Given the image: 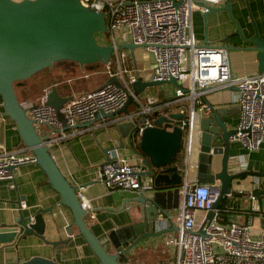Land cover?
Listing matches in <instances>:
<instances>
[{
    "label": "built area",
    "instance_id": "2783aa9c",
    "mask_svg": "<svg viewBox=\"0 0 264 264\" xmlns=\"http://www.w3.org/2000/svg\"><path fill=\"white\" fill-rule=\"evenodd\" d=\"M79 1L85 7L106 14L108 39L115 47L118 45L115 36L119 29L125 30L128 42L144 45L153 60V70L147 80L173 77L177 85L169 97L147 95L141 98L139 94L134 95L132 84L138 78L146 80L141 77L144 71L134 72L133 67L125 65L122 51L115 50L116 71L110 72L109 77H117L120 85L105 82L93 90L73 95L59 108L62 120L57 109L46 104L50 88H46L35 101L21 102L45 145L51 149L71 138L92 132L94 128L117 127L119 121L127 119L133 122L129 136L135 131L139 140L143 129L154 125L153 112L164 116L182 113L183 118L171 119L170 122L178 125L184 138H187L196 108L200 112H210L203 100L205 94L236 87L238 121L229 141L240 143L247 152L260 147L264 140V72L232 76L227 49L218 44L199 45L192 32L191 14L194 8L207 11L196 2L218 0H175L177 5L173 0ZM129 97L134 108L117 113ZM96 113L114 115L100 116L89 126H78L93 120ZM233 162V173L246 170L245 157L234 158ZM29 163L35 164V157L27 149L0 150V181H7L12 186L13 168ZM146 169L143 159L131 161L119 146H115L106 152V159L98 171V180L106 189L139 192L152 186V177L141 175ZM261 183L259 176H253L248 192L252 211L262 220L261 230L254 234L252 215L244 222L236 219L225 222L219 207L212 208L218 195L213 187L219 185L218 181L199 184L186 178L181 210L173 219L178 229L164 237V243L174 249L171 257L141 264H264V203L259 204L254 195ZM76 196L88 224L95 219L91 200L84 195L82 186L77 187ZM225 196L232 195L227 193ZM210 210L214 213L209 221L206 214ZM197 211L203 212L200 221L197 220ZM200 227L206 236L196 233Z\"/></svg>",
    "mask_w": 264,
    "mask_h": 264
},
{
    "label": "water",
    "instance_id": "95a60500",
    "mask_svg": "<svg viewBox=\"0 0 264 264\" xmlns=\"http://www.w3.org/2000/svg\"><path fill=\"white\" fill-rule=\"evenodd\" d=\"M174 4L177 5L175 0ZM248 11L253 34L246 37L240 24L232 16L231 2L225 0L224 4L214 7L203 2H196L202 8L204 17L212 12L226 11L230 20L235 24V35L240 36L250 45L229 46L228 49H241L256 51L257 70L264 72V37H261L258 27L252 18L248 0H244ZM264 7V0H262ZM106 14L83 6L79 0H0V98L3 115L14 121L22 145L35 157V164L43 170L50 187L58 194L59 204L67 207L73 216V224L77 234L82 237L100 264H129L121 262V257L137 245L160 237L178 229L173 212L180 209V200L183 203V185L187 178L192 157V127L187 133V145L184 149V134L182 129L170 122L184 117L182 113H170L168 116L153 112L155 117L153 126L143 129L139 138V149L144 155L143 163L146 170L141 174L152 177V186L138 192V196L130 199L131 209L139 214L137 222L123 228L113 230L108 234L111 250H108L95 236L84 219L85 211L81 208L76 196L77 186L71 184L56 164L50 148L44 144L35 129L25 108L19 102L14 82L30 78L44 68H52L54 63L70 61L78 64L80 68L93 63H102L109 68L111 56L115 50L134 48L144 45L125 42L116 47L110 43H99L96 33H107ZM207 44V43H205ZM113 77L106 83L112 82ZM161 84L177 85L175 78L168 80H143L138 78L133 84V93L138 95L145 87ZM237 90L236 87H230ZM71 96L59 95L55 85L50 87L46 104L59 109ZM129 97L117 113L126 112L127 105L132 102ZM208 105V104H207ZM210 108L201 119L198 127V146L196 153V178L199 184L219 185L213 187L218 195L212 208H218L221 200L227 193L239 195L240 192L232 190L231 182L239 177L241 172H230V145L229 137L235 133L234 128H228L222 116L226 109ZM114 113H96L95 118L78 126H89L100 116L112 117ZM130 123L118 126V130L130 128ZM121 148V147H120ZM107 152V151H106ZM221 155L220 170L211 171L212 158ZM254 195L261 203L264 191H256ZM21 208L19 200L16 201ZM213 210L206 214L211 220ZM39 217L31 220L22 211L12 223L0 224V246L12 243L17 237L26 238L34 235L41 239L44 236L36 230ZM162 219H167L170 227L162 229ZM33 221V222H31ZM35 222V223H34ZM73 230L70 228L69 232ZM197 234L206 236L200 227ZM67 242H52L63 244ZM143 242V243H141ZM17 264H63L52 258L32 256L27 260L19 259Z\"/></svg>",
    "mask_w": 264,
    "mask_h": 264
},
{
    "label": "crops",
    "instance_id": "0c3cea01",
    "mask_svg": "<svg viewBox=\"0 0 264 264\" xmlns=\"http://www.w3.org/2000/svg\"><path fill=\"white\" fill-rule=\"evenodd\" d=\"M224 1H206L205 3L218 7L223 5ZM230 2L232 16L240 24L244 35L246 37L251 36L253 28L244 0H230ZM248 2L252 6L259 34L264 37L262 0H248ZM191 24L192 32L199 45H205V43L229 46L250 45L240 36L235 35V24L230 20L226 11L212 12L204 17V13L200 8H194L191 14ZM228 59L231 74L234 77L258 72L256 51L228 49ZM148 78L149 76L144 77L146 80ZM28 79L15 90L19 102L35 101L46 88L50 87L48 84L47 87L43 88L41 86L38 88V81L31 82ZM173 89L174 85L165 84L161 87V93L155 97H169L173 94ZM57 91L62 97L75 95L58 87ZM237 93V90L229 88L219 89L208 92L203 98L205 103L212 108L227 110L222 118L227 123L228 128H234L238 121V106L235 103ZM205 114L206 112H200L196 108L192 116V157L187 175L189 181H194L196 178L195 162L198 146V127L200 119ZM129 135L123 136L118 127H97L92 132L71 138L50 149L56 164L68 181L77 187L82 186L84 195L91 200L95 219L89 221L88 225L108 250H111L108 234L113 230L130 225L132 222H137L139 218V214L131 209L132 203L130 202V199L138 196L136 190L106 189L98 180V171L106 159V151L115 146L121 147L122 152L131 161L143 159V155L138 153L132 146ZM187 141V138H184V149ZM17 148L25 149L14 121L3 115L0 98V150ZM229 154L230 172H232L231 168L234 165L233 159L237 157L246 158V170L241 172V174L245 173L244 176L234 178L231 182V186L235 183L233 190L237 192L242 190V192L235 196H224L223 206L230 208L222 214V219L225 222L230 219L244 222L246 217L252 215L254 218L252 231L257 234L261 230L262 220L259 219L257 213L252 211V201L248 196V192L251 189L253 176L260 177L262 183L258 191H264V140L257 150L251 152H247L240 143L231 142ZM221 157V155L213 156L212 172L220 170ZM13 174L12 186L7 181H0V224L12 223L21 210L31 220L34 219V216L39 217L40 221L36 222V230L44 236V239L34 235H28L23 239L20 235L12 243L3 244L0 246V264H17L19 259L27 260L32 256L52 258L63 264H100L85 240L77 234L76 228L72 226L73 216L71 211L59 204L58 194L50 187L43 170L36 164L29 163L14 167ZM17 200L20 201L21 208L17 204ZM261 203H264V195L261 196ZM22 204L25 205L22 207ZM179 206L180 209L172 213L173 219H176L180 213L181 200ZM202 215V211L196 212L198 221H200ZM168 227H170V223L167 219H162L160 228L165 229ZM70 228L73 230L72 232H69ZM166 234L150 239L145 243L141 242L143 244L137 245L136 248L123 255L126 262L129 264L154 263L171 257L174 249L164 243ZM62 240L67 242L52 244V242Z\"/></svg>",
    "mask_w": 264,
    "mask_h": 264
},
{
    "label": "rangeland",
    "instance_id": "374dc122",
    "mask_svg": "<svg viewBox=\"0 0 264 264\" xmlns=\"http://www.w3.org/2000/svg\"><path fill=\"white\" fill-rule=\"evenodd\" d=\"M249 6H250V12L252 14V18L254 19L257 25V21L254 17L251 4ZM97 39L98 40L101 39L99 34H97ZM115 40L117 44H121L129 41L124 29H119L116 32ZM131 52L132 54L127 49L122 50V55L125 60L124 61L125 65L128 67H133L134 72H136V70L137 71L143 70L144 72L141 75L142 78H144L145 76H150L153 70L152 55L143 46L134 48L133 51ZM47 78H49L51 82L55 83L58 88L68 91L70 93H74L76 95L79 93L93 90L101 86L103 83H105L108 77L106 70L102 65H96L93 67L84 66L83 68L80 69L78 65L65 64L64 66V64L62 63L61 64L57 63L54 64V66L49 71H46L45 73H37L36 75L30 77L28 81L31 82L38 81V88H40L41 86H43L44 88L47 87V85L49 84V82L46 80ZM113 78L114 79L111 83L119 86L120 85L119 79L117 77H113ZM164 85L165 84L145 87L139 93V96L141 98H144L147 95L157 96L159 93H161V87ZM166 85L172 86V84H166ZM17 87L18 86L15 87V90ZM57 113L59 118L62 120V115L59 112V109H57ZM125 123H130L132 126L133 122L130 119L122 120L118 122L117 127ZM131 126L126 130L121 129V133L123 134V136H126L127 134L129 135V133L131 132L130 130H132ZM234 184H232V190L233 187H235Z\"/></svg>",
    "mask_w": 264,
    "mask_h": 264
},
{
    "label": "trees",
    "instance_id": "16d2710c",
    "mask_svg": "<svg viewBox=\"0 0 264 264\" xmlns=\"http://www.w3.org/2000/svg\"><path fill=\"white\" fill-rule=\"evenodd\" d=\"M97 34H99V35H101L102 36V38H103V40H102V38L100 39V40H98L97 39ZM100 36V37H101ZM95 37H96V39H97V41L99 42V43H105V42H109V39H108V33H96L95 34ZM119 52L121 51V50H118ZM116 59H115V54L113 53L112 54V56H111V63H110V67L109 68H107V67H105L102 63H93V64H90V65H88V67H93V66H96V65H102L104 68H105V70H106V73H107V77L109 78V73L110 72H112V73H114L115 71H116V61H115ZM57 63H60L61 64V62H57ZM57 63H54V64H57ZM66 63H68V64H72V65H78V64H75V63H73V62H70V61H66ZM54 66V65H53ZM51 68H44L43 70H41V71H39V72H37V73H45L46 71H49ZM37 73H35L34 75H36ZM34 75H32V76H34ZM31 76V77H32ZM107 78V79H108ZM27 80V79H26ZM26 80H23V81H17V82H14V90H15V87L16 86H19V85H22V83L24 82V81H26ZM48 82H49V86L51 87L52 85H54L53 84V82H51L50 81V79L49 78H47L46 79ZM106 82V81H105ZM56 86V85H55ZM49 87V88H50ZM56 88H57V86H56ZM16 93V92H15ZM41 95V94H40ZM17 96V95H16ZM159 98V97H158ZM21 103V102H20ZM134 108V105H133V101L132 102H130L128 105H127V107H126V110L127 111H130V110H132ZM130 140H131V143H132V146L134 147V149L138 152V153H140L141 155H143L142 154V152L140 151V149H139V140H138V137H137V135H136V132L135 131H133V133H132V135H131V137H130ZM143 157H144V155H143ZM245 175V173H242V174H240L239 176H244ZM223 202H224V198L221 200V202H220V204L218 205V207H219V209H220V211H221V213L223 214L225 211V209H226V207H224L223 206ZM254 212V211H253ZM252 212V213H253ZM121 262H126V259L122 256L121 257Z\"/></svg>",
    "mask_w": 264,
    "mask_h": 264
},
{
    "label": "flooded vegetation",
    "instance_id": "af4514ba",
    "mask_svg": "<svg viewBox=\"0 0 264 264\" xmlns=\"http://www.w3.org/2000/svg\"><path fill=\"white\" fill-rule=\"evenodd\" d=\"M61 63L65 64L66 62H61Z\"/></svg>",
    "mask_w": 264,
    "mask_h": 264
}]
</instances>
